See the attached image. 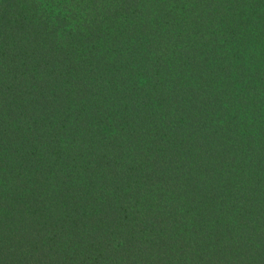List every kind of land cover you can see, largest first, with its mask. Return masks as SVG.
Masks as SVG:
<instances>
[{
  "label": "trees",
  "instance_id": "1",
  "mask_svg": "<svg viewBox=\"0 0 264 264\" xmlns=\"http://www.w3.org/2000/svg\"><path fill=\"white\" fill-rule=\"evenodd\" d=\"M0 264H264V0H0Z\"/></svg>",
  "mask_w": 264,
  "mask_h": 264
}]
</instances>
